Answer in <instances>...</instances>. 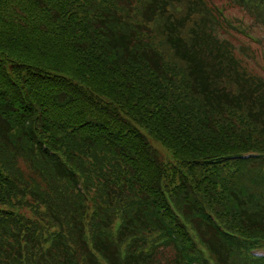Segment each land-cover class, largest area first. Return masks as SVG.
<instances>
[{"label":"trees","instance_id":"1","mask_svg":"<svg viewBox=\"0 0 264 264\" xmlns=\"http://www.w3.org/2000/svg\"><path fill=\"white\" fill-rule=\"evenodd\" d=\"M224 1L0 0V264H231L264 243V168L220 209L225 160L264 164V78L226 10L264 30V0Z\"/></svg>","mask_w":264,"mask_h":264},{"label":"rangeland","instance_id":"2","mask_svg":"<svg viewBox=\"0 0 264 264\" xmlns=\"http://www.w3.org/2000/svg\"><path fill=\"white\" fill-rule=\"evenodd\" d=\"M211 2L219 7L225 5L224 0H211ZM226 14L227 18L235 19L245 28V35L233 33V37L232 35L227 37L238 49L240 46H249V50L254 57L253 60L246 59L245 53H239L238 55L247 62L250 70H253L264 78V30L254 27L251 18L238 9L229 8L226 10ZM156 146L161 153L165 152L160 145L156 144Z\"/></svg>","mask_w":264,"mask_h":264}]
</instances>
